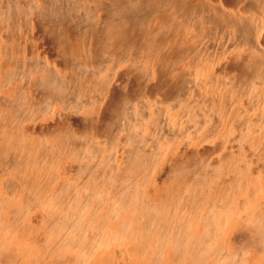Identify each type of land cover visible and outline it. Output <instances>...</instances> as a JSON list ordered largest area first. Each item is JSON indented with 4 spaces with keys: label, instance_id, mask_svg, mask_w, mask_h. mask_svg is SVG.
<instances>
[{
    "label": "rangeland",
    "instance_id": "obj_1",
    "mask_svg": "<svg viewBox=\"0 0 264 264\" xmlns=\"http://www.w3.org/2000/svg\"><path fill=\"white\" fill-rule=\"evenodd\" d=\"M65 1L66 0H60V1L59 0H47V1L46 0H0V151H1L0 161H3V163L0 164V264H27L26 262H28V264H33V263L34 264H75V262L76 264H99V263L100 264H139V263L147 264L148 262H149L148 264H156V262H158L159 264H172V263L173 264H179V263L186 264L187 262V264H189L188 254H190V252L186 251L187 255L186 253L184 255L183 254L184 252L178 253L180 248L179 247L175 248L174 242H169L166 244L164 243L163 245L160 242L158 243L155 240L157 237L155 238V236L150 234L151 230H146L143 233V230L145 229L139 226L140 221H138L137 219L139 216H136L138 214L132 213V210H135L136 206L132 205L131 203H127L126 205L125 203L123 208H119L117 207V204H116V197L117 195L119 196L121 194L124 195L126 193H132V191H134L133 184L135 183L138 186L139 196L141 197L142 195L141 198L146 200V203L149 205L157 204L158 203L157 201H159V199H162L165 195H168L171 197L173 193L177 190V188L183 185L182 184L183 175L180 176L178 175L180 173L172 172L171 168L174 169L173 166L175 163L177 167V171H178L181 167H183V165L186 164L188 160V158L186 159V155L187 154L194 155L196 153L200 160L204 162H208V163L213 162V164L214 163L217 164L220 161L222 162L223 158H227V159L229 158L228 161L235 162L234 167H237L239 170H241V173H238V172L236 173V177L241 176L240 181H241V184H244V183L246 184V190H245L246 192L249 191V187L251 189L254 188L253 187L254 185L251 183L253 181H259L258 184L260 183V186L262 187L264 191V164H263L264 163V153H263L264 152V124H263L264 123V80L263 81L261 80V78L262 79L264 78L263 76L264 69L262 67L261 70L256 71V74L254 72L253 74L254 76L246 75L248 77H245L244 73L239 74V73H234L232 71L228 72L229 70L227 69H221L224 63L228 61L230 57H233L232 53L228 52L227 50L228 48H234L236 50H239V53L241 54V55L239 54L240 57L237 58V61L239 62L242 58L245 57L246 51L244 50V48H247V47L246 46L242 47L243 48L242 49L241 44L239 43H236L235 45L233 44L231 45L230 41L227 42L225 40L221 42L220 39H214L212 37L208 38L206 42L210 48L206 46V42L204 43L205 52H207L208 57L206 55H201L202 57L200 56L198 60L190 61L193 64L189 63V66H193L196 70L194 71L195 73H197L196 75L203 79L204 81V84L202 87L204 91L203 93L208 96L213 93L214 96L220 98L222 101H223V97L228 98V102H230V105L232 104L231 108L228 106H225V108L223 107L222 112L224 114L221 112V115H222L221 123L215 126L216 130L214 131V133H211V132L207 133L204 129L206 124L208 126H212V123H209L211 121L209 119L207 123L203 119L204 123L200 122L197 124H193V120H192L190 123H187L190 125L187 127L188 129H185V130L181 128L182 127L181 124L176 125V127L173 128L174 131L172 130L170 132V133H173L172 135H176V136L174 137L171 136L173 138L166 140V144L168 145L167 146L164 144L165 142L162 144L163 141L160 139L161 135H163V131L167 130V128L169 127V124H168L169 118L172 121H177L180 123L181 120H179V118H181V116L178 115L177 118L174 119L170 117L169 112L164 111L162 115L163 119L160 122L162 129L157 132H154L153 130H151V128H149L151 125L150 124L151 119L155 116L154 111L157 110L158 106L164 105L165 100L169 98H167L166 95L164 94L165 92L164 90H160L158 91V93H155L154 88L152 89L151 87H147V88L144 87L143 82L145 78L142 79L143 82H141V84H138V85L133 84V79H137L138 76L125 75V71H126L125 67H127L129 64V63L127 64V62H129V58L122 59L121 62L118 63V65H115L114 63L115 61L111 57H109L107 62L100 63L99 66H97L99 62L93 61L92 59L86 60V61H80L83 68L89 69L93 67L92 69H97L100 67V71H96V73L98 72L96 75L97 77L94 80L89 79V81L88 80L86 81V79L81 80L82 78L81 75L76 74L77 76L75 77L77 78L76 80L77 81L80 80L79 81L80 87H78L79 93L77 94H78V97H80L81 99L80 102H78L79 104L76 106H74V104L72 105V103H69V102H68L69 104L67 102L65 103V99L63 95L67 96L68 95L67 92L51 94V92L47 91L48 94H45L46 91H42L41 88L38 86V84L35 83L36 80L38 79L37 78L38 76L45 77L46 74L42 75V73L44 72H40V71L33 72L32 70L33 61H40L43 64H46L48 66L47 68L53 69L58 74L61 73V76L63 75L64 78L67 76V73H68L67 70H69L68 67L60 63L61 62L60 56H58L54 51L50 52V50L48 49L49 46L47 45L46 40L43 39L44 37H42L44 36L43 34H47L46 32L51 33L52 31H56L57 28H60L61 26L64 27L65 25L67 26L68 24H66V22H59L55 24L54 22L52 25H50L49 17L46 18L45 16H43L42 13L39 12V10L42 11L41 9H43L47 12L53 10L52 12L59 15V17H67V18L71 17L72 19H74L78 17H83L85 13H87L86 8H88V6L93 8L92 6L93 0H67L66 2ZM207 1L217 6V8L219 9L221 8L222 10H225L228 14H231V15L244 14L245 16L244 12H246L245 11V8L247 7L246 4H248V1L250 0H207ZM253 1L261 5L255 17L256 16L258 17L257 21L262 22L263 28L259 30V36L257 37V43L260 44L261 47L264 48V8H263L264 0H253ZM99 2H101V0H97V3ZM60 3L61 4L64 3V6L63 4L61 5ZM250 3L251 2H249V4ZM62 6L64 8L63 10L61 8ZM99 10L100 9L97 7L96 10H92L91 12L88 11V14L91 15L92 17V16H95V13L97 11L98 15H101V12ZM56 11L57 12L59 11L60 13L59 12L57 13ZM80 14L81 15L83 14V15L80 16ZM249 15L253 16L252 13H250ZM96 20H97L96 23H99L98 21L99 17L96 18ZM68 38L69 37H67V39ZM70 42L71 43L68 42L69 46L71 48L74 47L73 44L75 42L74 41H70ZM225 50H227V52L223 53ZM28 58L30 59V61ZM17 62H19L20 64H18ZM101 65H103V67ZM185 65H186L185 63H182L181 68L184 67ZM40 67L41 66H39V68ZM146 67L148 68V70L151 69L152 71H155L154 65L151 66L149 64H146ZM197 67H198V70H197ZM121 72L123 75L121 74ZM227 74L228 76H226ZM257 74L259 75V77ZM220 75H222L224 78ZM6 77L7 78L9 77L8 81ZM257 77L259 79H257ZM225 78L227 79L226 81L233 79L232 85L230 86L228 84L224 85L221 80L222 79L224 80ZM156 80L157 79H154L153 82L155 83ZM210 82H211V85H210ZM232 87L234 90L232 89ZM19 89L21 91L23 90L22 92H24L25 96L21 91H19ZM19 92H21L22 95ZM247 92L248 93L250 92L248 95L249 97L246 96ZM91 93L94 95H92ZM57 94H60L59 98ZM141 94L142 95L144 94V96H142ZM110 95L113 96V99L116 98V99L124 100V101L126 99L125 101L126 102L125 105H127L126 111L125 109L121 111V107L118 108V105H116V107L118 108L115 110L116 112L113 111V113L115 112L113 116L117 114V117H119L117 124L120 122L121 117L124 113L133 115L132 112L135 113L136 112L135 110L137 111L139 110L141 113L143 112L144 114L147 115V119H144L143 122L138 127L139 130L137 129L139 132L141 130V133H143L146 137H148V140L146 142H142V145H144L146 148H150L149 151H146V157L148 161L150 160L151 161L149 162V165L146 166L147 173L145 172V176H143V178L141 174L137 175L139 173L135 171L138 169L141 170V168L139 167L140 165L133 164L130 157L128 158V149L130 147V143L125 142V140L123 139L124 135L127 133L128 128L126 127L124 128V130L120 132H117L114 129L111 130L110 128L112 123H111V120L109 119L110 116H107L109 108L108 109L105 108L107 99H109ZM162 95H165V96H162ZM12 96L14 97L13 100H12L13 98ZM127 96H129V98H127ZM121 97H123V99ZM131 97L133 99H131ZM12 101L14 102L11 103ZM33 103L35 104L37 103L35 107H33V105H35ZM44 103H48V104H44ZM146 103H149V104H146ZM250 103H252L251 104L252 106H250ZM213 105L214 106L216 105L217 107L218 101L216 100L213 103ZM40 106L42 109L40 108ZM78 106H80L79 107L80 109L78 108ZM134 106H138L139 108L137 107L135 108ZM29 107L32 108V110ZM246 107L247 108L250 107L248 109L249 112L244 111L242 113L240 109L244 110ZM44 108L46 109L44 110ZM112 109L114 110V108ZM237 109H239V111L235 112V110ZM147 110H149V112H147ZM233 111L235 114L233 113ZM173 114L174 113H171V115ZM233 114L235 117L233 116ZM192 115L193 114L190 113L189 116L191 118L198 119V116L192 117ZM141 118H143V116H141ZM201 118L202 116H200V119ZM256 118H258V120H256ZM242 122H245V123H242ZM240 123H242L243 125ZM129 124L130 126L131 124L133 126L134 123H129ZM129 124H127L128 127H130ZM182 124H186V123L183 122ZM196 128L197 129L200 128V130L202 131L199 130L197 134H195L194 131L196 130ZM255 128H257V130ZM52 129L54 130V133ZM187 130L190 132H188ZM180 131L181 132L186 131V132L183 133L182 135L181 134L179 135V133H181ZM242 131H244L243 134H242ZM45 133L47 134V136ZM158 133L160 135H158ZM221 134L223 135L225 134L224 137L223 135L221 137ZM238 134L240 137L238 136ZM7 135L9 136V138L7 137ZM11 136H12V140H11ZM64 140H66V142ZM42 141L43 143L39 144ZM20 142L22 144H20ZM111 142H113L114 144ZM157 142L159 143L157 144ZM6 143L7 145L8 144L10 145V146L8 145L9 149L7 148L8 151L10 152H7L6 151L7 149H5V147H7ZM25 143L27 144L29 143L28 146H26ZM61 143L63 146L61 145ZM53 144H54V147H53ZM85 144H92L95 147L99 146L101 150L99 149L97 150L96 153L94 154L89 153L88 155L86 154V151L84 149ZM31 145L32 147H35V148L30 147ZM76 145L77 146L79 145V147L77 148ZM107 145L109 147V150L107 149ZM51 148L57 149V154L55 156L52 155V157L50 155ZM231 149H232V152H231ZM25 150H26V153L23 152ZM16 151H18L17 152L18 155L14 153ZM12 152L14 155L11 154ZM153 154H154V157H152ZM208 154L210 156H208ZM37 156H39L40 158ZM11 157L13 158L15 157V160L17 159V162L19 160L22 161V159L24 160L26 159L27 161H29V162L27 161L23 162V165L20 167L22 169L15 168V170H13L15 172V175H17V178L14 182H17L19 180L16 186H11L10 184H8V182L11 180V176L12 177L14 176V174H12L13 172L12 168L14 169V167H16L15 162H14L15 164H13L14 166L12 165L14 159ZM111 157L112 159H110ZM33 158H35L36 160H33ZM73 158H76V159L73 160ZM87 158H90L91 160ZM231 158H234V159H231ZM31 159L34 161L33 163L31 162ZM49 161L53 164V166L51 165V163L49 164ZM24 165L26 166V168L24 167ZM223 166L225 167L226 163L223 164ZM7 167L9 168L7 169ZM105 167H107L110 171L107 170V172L101 173L104 169H107ZM136 167H139V168L136 169ZM226 168H228V166L225 167L224 170H226ZM49 170L53 172H50ZM253 172H256V173H253ZM101 175H104V176L109 175V178L113 177L118 182V186L116 187L117 182H114V185H111L108 187L104 185L102 187L101 185L104 182L103 181L100 182ZM228 178H229L228 174L227 175L222 174V178H220V180H217V181L219 182L220 185H228L229 183ZM48 180L49 182H47ZM119 180L123 182L124 185H122ZM42 182L44 183L43 187H42V184H43ZM90 183L92 184L88 188ZM143 183H144V186H143ZM247 183H248V186H247ZM68 184H69V189H72L74 187L73 190H75L77 194L76 196L78 197L79 200L81 199L80 200L81 202L86 200V197L89 196L88 191L91 190L93 192V197L94 195L99 196V197H94V198L92 197L93 201H95L96 203V200H97L98 203H96L95 206H91V209L86 206L84 208L85 210L83 209V211L76 214V216H72L70 209L68 208V206L70 205H67L64 208L59 207V209L62 208L59 211L56 207H54V204H49L47 202L49 199H56V197H58V194L59 196L61 195L62 197L66 196V192L62 191L63 189L62 185L66 186L67 188ZM7 185L9 187H6ZM77 187L79 188L78 190H76ZM18 189H19V192H18ZM29 189L30 191L33 190V192H30ZM54 189H56V191ZM136 190L137 189H135V191ZM85 191L88 192L86 194L88 196L85 195L86 193ZM120 191L121 193H119ZM47 194L48 196L46 197ZM104 194L107 195V197L109 198V201H113L111 202L113 203V209L110 212V214H107L108 218L106 219V224H107L108 229H107V232L105 230V232L102 235H100L101 237L98 238L99 242L98 241L96 242L97 245L96 246L92 245L88 249L89 251L86 250L88 251V253H86L85 249L88 248L87 246L90 243L92 244V233L95 229L94 227L96 226L95 225L96 222H98L97 219L96 221L95 219H92L93 216L100 215L101 216L100 221L103 220V224L105 221L103 218V214H105L104 209L106 208L105 201H108V200L106 199V195L104 196ZM127 196L130 197L131 195H127ZM25 197H28V199H25ZM31 201H33V203ZM236 202L241 203L242 201L239 198L236 200ZM25 204L26 206H24ZM103 204L105 207L102 206ZM80 206H84V203H82ZM246 207L249 208V206H246ZM262 207L264 208V193H263V201H262L261 207L256 206L257 209L253 210L252 216L249 218L254 217L258 219V216H259L258 212L259 210H261ZM21 208H23L24 210H22ZM65 213L68 215H66ZM131 213L133 215H131ZM248 213H249L248 210L239 209L237 211V214L232 212V215H230L231 213H229V215H227L225 219L223 215L215 218L216 222L219 223L218 226L221 228L220 226V223H221L223 229L221 228L219 233L214 236H212L213 233H210V234L208 233L209 234L208 237H211V241L208 240L207 244H205L206 245L205 250L209 254H207L204 259L197 262L196 264H208V263L209 264H261L259 262L264 261L262 259L263 256L261 255L263 252V249L258 243L254 241L256 240L255 232H254L255 222L253 221L252 223H250V221L247 220L246 216L248 215ZM176 214H177L176 216L177 224L179 225L186 224V226L188 227L187 231L189 234H191L188 240H192L194 237L193 235H195V238L200 235V228L202 224L199 221V219H197V215L190 216L189 219H184L186 216L185 215L186 207L177 208ZM56 215L58 217H56ZM15 217H16V220L18 219L17 221H15L14 219ZM48 219L52 220L54 227L52 228L48 227V223H51L50 221H48ZM70 220L74 222V225L76 228V230H74L76 231L75 234H73L74 231L70 233L72 231L70 230V225L72 223ZM122 222H124L125 224ZM89 223L91 227L89 226ZM225 224H227L228 226H226ZM56 225L57 227H59L58 229H60L61 231L56 229ZM58 225H60L61 227ZM63 225L66 227H64ZM121 225H123L126 230L121 229ZM156 225L157 223H154V226ZM83 226H86L87 229L90 227V229L88 230L86 229L87 231L85 235H80L79 230ZM135 228L137 229L140 228L141 230L140 229L137 230ZM82 230H80V232ZM121 231L122 233H120ZM253 237L254 239L252 240ZM69 239L75 242L73 245L71 244L72 246L69 244H66V243H69ZM104 239H106L107 241ZM118 240L122 242L120 243ZM61 242H63V244ZM102 243H104L105 246ZM114 244L115 246H113ZM76 245H78L79 247ZM52 246L54 249H52ZM214 246L216 248L222 246L221 252L218 253L217 251H215L216 248L214 249ZM103 247H106V248H103ZM73 248H75V250H73ZM118 248H119V252H118ZM171 250L173 252H171ZM235 250H237V252H235ZM113 251L115 252L114 254H113ZM224 251L230 254L232 253V254L230 255V257L226 256L222 258L223 257L222 253ZM240 252L242 255L240 254ZM126 253H127V256H126ZM179 254L180 256H178ZM80 255L81 256L84 255V257L83 256L81 257ZM130 256L132 258H130ZM241 256L242 257L244 256V258H242ZM162 260L164 261V263ZM175 260H176V263H175ZM229 260L231 263L229 262Z\"/></svg>",
    "mask_w": 264,
    "mask_h": 264
},
{
    "label": "bare ground",
    "instance_id": "obj_2",
    "mask_svg": "<svg viewBox=\"0 0 264 264\" xmlns=\"http://www.w3.org/2000/svg\"><path fill=\"white\" fill-rule=\"evenodd\" d=\"M249 2H251V3L249 4ZM68 3H70V2H68ZM62 4L64 6V3H62ZM92 4H93L92 5L93 8L88 6V8H86L87 9V13H85V15L83 17H78V18H74V19H72L71 17L70 18L59 17V15L55 14L54 12H52L53 10H51L49 12H47V11H45L43 9H41L42 11L39 10V12H41L43 16H45L46 18L49 17L50 25H52L54 22H55V24H57L59 22H66V24H68L67 26L66 25L64 26V24H63L64 27L61 26L60 28H57L56 31H52L51 33L46 32L47 34H43L44 36H42V37H44L43 39L46 40L47 45L49 46L48 49L50 50V52L54 51L58 56H60L61 57V62L60 63L63 64L64 66L68 67L69 70H67V72H68L67 76L68 77L66 76L64 78L63 75L61 76V73L58 74L53 69L47 68L48 66L46 64H43L40 61H33L32 60L33 61V64H32L33 72L40 71V72H44V73H42V75L46 74L45 77L38 76L37 77L38 79L36 80L35 83L38 84V86L41 88L42 91H46L45 94H48L47 91L51 92V94L67 92L68 93V95L66 94L67 96L63 95V97L65 99V103L69 102V103H72V105L74 104V106H76V105L79 104L78 102H80V100H81L80 97H78V94H77V93H79L78 92V87H80V84H79L80 80H78V81L76 80L77 79V78H75V77H77L76 74H78V75L80 74L81 75V77H82L81 80L86 79V81L87 80L89 81V79L90 80H94L97 77L96 75H97L98 72L96 73V71H100V67L97 68V69H92L93 67L89 68V69L88 68H83L81 63H80V61H86V60L92 59L93 61L99 62L97 64V66H99L100 63L107 62L109 57H111L115 61L114 62L115 65H118V63L121 62L122 59L129 58V62H127V64L128 63L129 64H128V66L126 65L127 67H125L126 68L125 75H127V76H130V75L138 76L137 79H133V84H136V85L141 84V82H143L142 79L145 78L144 82H143L144 87H146V88L147 87H151L152 89L154 88L155 93H158V91H160V90H164L165 91L164 94L166 95L167 98H169V99L165 100V104L164 105L158 106L157 110L155 108L156 111L153 110L154 113H155V116L151 119V123H150L151 125H150L149 128H151V130H153L154 132H157V131L162 129L160 122L163 119L162 115H163L164 111L169 112L170 113V117L174 118V119H176L178 115L181 116V118H179V120H181L180 123L177 122V121H172L169 118V123H168L169 127L167 128V130L163 131V135H161V138H160L163 141L162 144L165 142L164 144L167 145L166 144V140L171 139L174 136H176V135H172L173 133H170L173 130V128L176 127V125L181 124L182 125L181 128H183V130H185V129H188L187 127L190 125V124H187V123H190L192 120H193V124H197V123H200V122L204 123V121L207 123L208 119L211 120L209 123H212V126L213 125L214 126L212 127V126H208L206 124L204 129H205V131L207 133H210V132L214 133V131L216 130L215 126L217 124L221 123V116H222L221 112H222L223 107L225 108V106H228V107L231 108L232 104L230 105V102H228V98H224L223 97V101H222L220 98L214 96L213 93L211 95H209V96L205 95L203 93L204 91H203V88H202L203 84H204L203 79L196 75L197 73L194 72L196 70H195V68L193 66H189V63H192L190 61L198 60L201 55H206L208 57L207 52H205V48H204L205 47L204 43L208 40V38L212 37L214 39H220L221 42H223L225 40L227 42L230 41L231 45L232 44L235 45L236 43H239V44H241V48L245 47V46L247 47V48H244V50L246 51L245 52L246 53L245 57L242 58L239 62L237 61V58L240 57V55H241L239 53V50H236L234 48H228L227 49L228 52L232 53L233 57H230L229 60L224 63V65H223V67L221 69H227V70H229L228 72L232 71L234 73H239V74L244 73L245 77H248L246 75H253L254 72L256 74V71L261 70L262 67L264 69V48L261 47V45L257 43V37L259 36V30L262 29L263 26H262V22L257 21L258 17L257 16L255 17V15H257V12H258L259 8L261 7V5H259V3H257V2H254L253 0L248 1V4H246L247 5V7L245 8L246 12H244L245 16H244V14H240V15L228 14L225 10H222L221 8L220 9L217 8V6H215L212 3H209L207 0H101V2H99V3H97V0H93ZM49 6H50V4H49ZM63 6L61 7L62 10L64 9ZM97 7L100 9L99 11L101 12V15H98V13L96 11L95 16L91 17V15L88 14V11L91 12L92 10H96ZM89 8H91V9H89ZM250 13H252L254 17L250 16L249 15ZM82 15L80 14V16H82ZM98 17H99V20H98L99 23H96L97 22L96 18H98ZM65 18H67V19H65ZM55 27H56V25H55ZM67 37H69V38L67 39ZM87 40H88V42H87ZM70 41H74L75 42L73 44L74 47H72V48L68 44V42L71 43ZM206 46L208 48H210L209 45L207 44V42H206ZM224 47H226V46H224ZM227 50H225L223 53H226ZM216 56H214V57H216ZM203 58H204V56H203ZM29 61H30V59H29ZM187 61H189V62H187ZM17 63L20 64L19 62H17ZM182 63H185L186 65L181 68ZM92 64H94V63H92ZM146 64H149L151 66L154 65L155 71H152L151 69L148 70V68L146 67ZM202 65H203V63H202ZM39 66H41V67L39 68ZM101 66L103 67V65H101ZM101 70H102V68H101ZM197 70H198V67H197ZM14 71H15V69H14ZM207 73H209V72H207ZM121 74H122V72H121ZM12 76H13V74H12ZM220 76H222V75H220ZM226 76H228V74ZM258 77H259V75H258ZM258 77H257V79H259ZM8 78H7V81H8ZM226 78L224 79L225 81L223 79L221 80L222 83L224 85H227V84L229 86L232 85V80L233 79H231L229 81H226L227 80ZM115 79H117V78H115ZM154 79H157L155 83L153 82ZM219 79H221V78H219ZM243 80H245V79H243ZM261 80L263 81L264 78L263 79L261 78ZM114 81H116V80H114ZM217 81H218V79H217ZM130 84H132V83H130ZM217 84H218V82H217ZM252 84H254V83H252ZM210 85H211V82H210ZM90 89H91V87H90ZM141 89H142V87H141ZM232 89H233V87H232ZM19 91H21V90L19 89ZM21 92H19V93H21ZM95 92H97V91H95ZM17 93H18V91H17ZM22 93L24 94V92H22ZM22 93H21V95H22ZM143 93H144V91H143ZM249 93L247 92L246 96H248ZM57 95H58V98H59L60 94H57ZM57 95H56V97H57ZM92 95H94V94H92ZM165 95H162V96H165ZM24 96H25V94H24ZM129 96H127V98H129ZM142 96H144V94ZM123 97H124V95H123ZM123 97H121V98L123 99ZM20 98H22V97H20ZM92 98H94V97H92ZM13 99H14V97L12 98V100ZM112 99H113V96L110 95L109 99H107V102H106V105H105L106 106L105 108H107V109L109 108L107 116H110L109 119L111 120V123H112L110 128H111V130L114 129L117 132H120V131L124 130V128H126V127L128 128L127 129V133L124 135V138H123L125 140V142L130 143V147L128 149V158L130 157V159L133 162V164L140 165L139 167L141 168V170L138 169L139 167H136V169H138V170H135V171L139 173L137 175L141 174V176L143 178V176H145V172L147 171V167L146 166H148L149 162L151 161V160L148 161V159L146 157V151H149L150 148H146L144 145H142V142H146L148 140V137H146L143 133H141V130L139 132L138 131L139 130L138 127L143 122L144 119H147V115L144 114L143 112L141 113L139 110L138 111L135 110L136 111L135 113L132 112L133 115L124 113L122 115V117H121L120 122L117 124V122L119 120V117H117V114L114 115V116H113V114L116 112L115 110L118 109L119 107H121V111H123L124 109L126 111V109H127V105H125L126 99H125V101L124 100H119V99H116V98H114L113 100ZM131 99H133V98L131 97ZM2 100H4V99H2ZM160 100H162V99H160ZM216 100L218 101V106L217 107H216V105L215 106L213 105V103ZM10 101H11V99H10ZM90 101H92V100H90ZM13 102L14 101H12L11 103H13ZM246 102H247V100H246ZM87 103H85V104H87ZM33 104H35V103H33ZM36 104L33 105V107H35ZM44 104H48V103H44ZM146 104H149V103H146ZM251 104L252 103H250V106H252ZM6 105H8V104H6ZM15 105H16V103H15ZM116 105H118V108L116 107ZM79 107L80 106H78V108ZM88 107H90V106H88ZM134 107L135 108L136 107L139 108L138 106H134ZM40 108H41V106H40ZM112 108H114V110ZM249 108L250 107H248V108L246 107L244 110L240 109V111H242V113H243L244 111H248ZM30 109L32 110V108H30ZM45 109L46 108H44V110ZM113 111H115V112L113 113ZM238 111H239V109L235 110V112H238ZM147 112H149V110H147ZM138 113H139V115H138ZM171 113H174V114L171 115ZM190 113L193 114L192 117H197L198 116V119L191 118L189 116ZM233 113H234V111H233ZM234 114H233V116H234ZM238 115H239V113H238ZM37 116H39V115H37ZM141 116H143V118H141ZM200 116H202L201 119H200ZM6 118H8V117H6ZM203 119H204V121H203ZM222 119H224V118H222ZM235 120H236V118H235ZM256 120H258V118H256ZM183 122H185L186 124H182ZM129 123H134V124H133V126H132V124L130 126ZM242 123H245V122H242ZM242 123H240V124H242ZM127 124H129L130 127H128ZM259 125H260V123H259ZM237 126H239V125H237ZM165 128H166V126H165ZM255 129L257 130V128H255ZM111 130H110V132H111ZM199 130H200V128L199 129L196 128V130L194 131L195 134H197V132ZM200 131H202V130H200ZM185 132L186 131L181 132V133H179V135L180 134L182 135ZM188 132H190V131H188ZM53 133H54V130H53ZM106 133H107V131H106ZM229 133H230V131H229ZM243 133H244V131H242V134ZM28 134H26V135H28ZM242 134H240V135H242ZM158 135H160V134L158 133ZM222 135L223 134H221V137H222ZM224 135H223V137H224ZM46 136H47V134H46ZM171 136H173V137H171ZM177 136H178V134H177ZM238 136H239V134H238ZM7 137L9 138L8 135H7ZM239 137H237V138H239ZM243 137H244V135H243ZM225 138H226V136H225ZM42 139H44V138H42ZM175 139H176V137H175ZM11 140H12V136H11ZM64 141L66 142V140H64ZM15 142H16V140H15ZM21 142H20V144H22ZM7 143H6V145H7ZM42 143H43V141L41 143H39V144H42ZM111 143H113V142H111ZM158 143L159 142H157V144ZM9 144H10V142H9ZM25 144H26V146H28L29 143L28 144L25 143ZM8 145H7V147H5V149H7V148L9 149ZM61 145H62V143H61ZM26 146H25V148H26ZM150 146H151V144H150ZM17 147H19V146H17ZM30 147H32V145ZM53 147H54V144H53ZM71 147H73V146H71ZM76 147L78 148L79 145L78 146L76 145ZM32 148H35V147H32ZM160 148H161V146H160ZM8 149L6 151L10 152V151H8ZM60 149H61V147H60ZM62 149H63V147H62ZM84 149L86 151V154H88V155H89V153H92V154L96 153L97 150H99V149L101 150V148L99 146L95 147L92 144H85L84 145ZM107 149L109 150L108 145H107ZM19 150H20V148H19ZM41 150H43V149H41ZM17 152L18 151L14 152V153L17 154ZM23 152L26 153V150L23 151ZM38 152H39V150H38ZM142 152H144V153H142ZM208 152H210V151H208ZM231 152H232V149H231ZM113 153H114V151H113ZM11 154H13V152ZM56 154H57V149L56 148H51V150H50L51 157H52V155L55 156ZM242 155H240V156H242ZM32 156H34V155H32ZM39 156H37V157H39ZM208 156H210V155L208 154ZM251 156H252V154H251ZM152 157H154V154H153ZM11 158H13V157H11ZM76 158H73V160L76 159ZM187 158H188V160H187L186 164L183 165V167H181L178 171H177V167H176L175 163H174V166H173L174 169L171 168L172 172L180 173V174H178L180 176L183 175V182H182L183 185L181 187L177 188V190L173 193V195L171 197L168 196V195H165L162 199H159V201H157L158 202L157 204L154 203L155 205H149V204L146 203V200L141 198L142 195H141V197L139 196L138 186L135 183V184H133L134 185V189H133L134 191H132V193L124 192L126 194H124V195L121 194L119 196L117 195V197H116L117 207L123 208L125 203H126V205H127V203H131L132 205H135L136 209L132 210V213L133 214H138L136 216H139L137 218L138 221H140L139 226H141V228L145 229V230L142 229L143 233L146 230H151L150 234L155 236V238L157 237L155 240L158 243L160 242L163 245L164 243L166 244V243H169V242H174L175 248H178V247L180 248L178 253L179 252H184L183 254L185 255L186 251L190 252V254H188L189 255L188 256V263L189 264H196L197 262H199L202 259H204L207 254H209L205 250V247H206L205 244H207L208 240L211 241V237H208V236H209L210 233H213L212 236L217 235L219 233V231L221 230V228H222V224L220 223V226H221V228H220L218 226L219 223L216 222L215 218H217L218 216L223 215L224 219H225L227 217V215H229V213H231L230 215H232V212L237 214V211L239 209L248 210L249 213L246 216V218H247V220L250 221V223H252L253 221L255 222V224H254L255 225L254 232H255V239L256 240H254V241L256 243H258L261 246V248L263 249V252H262L261 255L263 256L262 259L264 260V208L262 207L261 210H259L258 219L254 218V217L253 218H249V217L252 216L253 210L257 209L256 206L257 207H261V205H262L264 191H263L262 187L260 186V183L258 184L259 181L251 182L254 185L253 186L254 188L251 189L249 187V191L246 192L245 191L246 190V184L245 183L241 184V181H240L241 176L240 177H238V176L236 177V173L237 172L241 173V170H239L237 167H234L235 162H231V161L229 162L228 161L229 158L228 159L227 158H223L222 162L220 161L217 164L216 163L213 164V162L212 163H208V162H204V161L200 160L199 157L197 156V153L194 154V155L187 154L186 155V159ZM13 159H14V161H13V163L11 161V163H12V165L16 163V167H14V169L12 168V171L15 170V168L16 169L20 168L23 165V162L27 161L26 159L25 160L22 159V161L19 160L17 162V159L15 160V157ZM87 159H90V158H87ZM110 159H112V157ZM231 159H234V158H231ZM9 160H11V159H9ZM33 160H36V159L33 158ZM33 160L31 159L32 163L34 162ZM140 160H141V162H140ZM40 161H42V160H40ZM27 162H29V161H27ZM127 162H129V161H127ZM1 163H3V161H0V164ZM8 163H9V161H8ZM50 163L51 162L49 161V164ZM225 163H226L225 167L228 166V168H226V170H224L225 167L223 166V164H225ZM28 164H30V163H28ZM51 165L53 166L52 163H51ZM245 165H246V163H245ZM103 166H105V165H103ZM24 167L26 168L25 165H24ZM107 167H105V168H107ZM245 167H247V166H245ZM8 168L9 167H7V169ZM20 169H22V168H20ZM107 170L110 171L107 168V169H104L101 173H105V172H107ZM247 170H248V168H247ZM45 172H46V170H45ZM50 172H53V171H50ZM243 172H244V170H243ZM253 173H256V172H253ZM12 174H14V176L13 177L11 176V180L8 182V184H10L11 186H16L18 184L19 180L17 182H14L16 180V178H17V175H15L14 171L12 172ZM222 174L223 175H227V174L229 175V178H228L229 183H228V185H220L219 182L217 181V180H220V178H222ZM134 176H136V175H134ZM148 178H149V176H148ZM258 178H259V176H258ZM102 181L104 182L103 184L101 183L102 187L104 185L108 187V186L114 185V182H117L113 177L109 178V175H106V176L101 175L100 182H102ZM223 181H225V180H223ZM43 182H44V180H43ZM47 182H49V180ZM22 183H23V181H22ZM22 183H21V185H22ZM120 183L122 185H124L123 182L120 181ZM251 183H249V184H251ZM2 184H3V182H2ZM66 184H67V182H66ZM91 184L92 183L89 184L88 188L91 186ZM43 185H44V183L42 184V187H43ZM33 186H34V184H33ZM62 186H63V189L62 188L61 189H62V191L66 192V196L62 197L61 195L59 196V194H58V197H56V199H49L47 201L49 204H54V207H56L59 211L62 208H64L65 206L70 205V206H68V208L70 209V212H71L72 216H76V214H78L79 212H82L83 209L86 206L91 209V206H95V204L98 203L97 200H96V203H95V201H93V199H92L93 192L91 190L88 191L89 192V196L86 195L88 192L85 191L86 192L85 195L88 196V197H86L87 201L85 200V201L81 202L80 201L81 199L80 200L78 199V197L76 196L77 194H76L75 190H73L74 187L72 189H69V184H68L67 188L64 185H62ZM117 186H118V182L116 184V187ZM143 186H144V183H143ZM247 186H248V183H247ZM6 187H9V186L7 185ZM81 187H82V185H81ZM38 188H39V186H38ZM27 189H28V187H27ZM78 189L79 188L77 187L76 190H78ZM83 189H85V188H83ZM120 189H121V187H120ZM135 189H137V190L135 191ZM54 190L56 191V189H54ZM29 191H30V189H29ZM93 191H94V189H93ZM117 191H119V190H117ZM15 192H16V190H15ZM18 192H19V189H18ZM30 192H33V190L30 191ZM119 193H121V191ZM48 194H49V192H48ZM48 194L46 195V197L48 196ZM32 195H34V194H32ZM105 195L106 194H104V196ZM127 195H131V196L128 197ZM94 197H99V196L98 195H94ZM144 197H145V195H144ZM239 198L242 201L241 203H237L236 202V200L239 199ZM25 199H28V197H25ZM100 199H102V198H100ZM106 199L108 201H105L106 208L104 209L105 214H103V218L105 220L104 224H103V220L100 221L101 220V216L100 215L93 216L92 219H95V221L97 219L98 222H96V224H95L96 226L94 227L95 228L94 231L92 229V231H93V233H92V244L88 243L89 244L87 246L88 248H86L85 251L88 250L92 245L96 246L97 245L96 242L99 240L98 238L101 237L100 235H102L105 232V230L107 232L108 228H107V224H106V219L108 218L107 214H110V212L113 209V203H111L113 201H109V198L107 197V195H106ZM31 202L33 203V201H31ZM36 203H38V202H36ZM82 203H84V206H80ZM24 206H26V204ZM102 206H104V204ZM246 206H249V208H247ZM50 207H51V205H50ZM59 207H62V208L59 209ZM185 207H186V214H185L186 216H185L184 219H189L190 216L197 215V219H199V221L202 224V225L200 224L201 228L199 227L200 228V235L198 237H196V238H195V235H193L194 237H193L192 240H188V238L191 236V234L188 233V231H187L188 227L186 226V224L185 225H183V224L179 225V224H177V220H176V216H177L176 209L177 208H185ZM23 208H25V207H23ZM23 208H21V209L24 210ZM50 209H52V208H50ZM88 211H90V210H88ZM132 213H131V215H133ZM66 215H68V214H66ZM69 215H70V213H69ZM56 217H58V216L56 215ZM20 218H21V216H20ZM14 219H15V221L18 220V219L16 220V217ZM14 219H12V220H14ZM133 219H134V217H133ZM48 221L51 222V223H48V227H51V228L54 227L52 220L48 219ZM89 222H90V220H89ZM116 223H118V222H116ZM122 223H124V222H122ZM154 223H157V225L154 226ZM55 224H57V223H55ZM225 225L228 226L227 224H225ZM58 226H60V225H58ZM86 226H83L80 229V230L83 229L81 232L79 230V234L80 235H85L86 231L88 229H90V227H91L90 223H89L90 227L88 229L86 228ZM64 227H66V226H64ZM58 228L59 227H57V225H56V229H58ZM121 229H125V227L123 225H121ZM135 229H137V228H135ZM135 229H133V230H135ZM139 229H137V230H139ZM58 230H60V229H58ZM70 230H72L70 233H72L74 230H76L74 222L71 223ZM128 230H130V229H128ZM75 232L76 231H74L73 234H75ZM114 232H116V231H114ZM120 233H122V231ZM4 234H5V232H4ZM60 235H61V233H60ZM251 236H253V235H251ZM143 237H144V235H143ZM61 239H63V238H61ZM70 239H69V243H66V242H64V243L69 244V245H71V244L73 245L75 242L71 241ZM109 239H110V237H109ZM212 239H213V237H212ZM218 239H219V237H218ZM253 239H254V237L252 238V240ZM83 240H84V238H83ZM104 240H106V239H104ZM214 240H215V238H214ZM58 241H60V240H58ZM55 242H54V244H55ZM61 243L63 244V242H61ZM115 243H117V242H115ZM102 244H104V243H102ZM107 244H108V242H107ZM76 246H78V245H76ZM99 246H100V244H99ZM104 246H105V244H104ZM113 246H115V244ZM119 246H117V247H119ZM55 247H56V245H55ZM221 247L222 246L216 248L214 246V249L216 248L215 251L220 253L221 252ZM46 248H47V246H46ZM75 248H73V250H75ZM103 248H106V247H103ZM52 249H54L53 246H52ZM95 249H96V247H95ZM238 249H240V248H238ZM88 251H86V253H88ZM93 251H94V249H93ZM54 252H55V250H54ZM118 252H119V248H118ZM120 252H122V251H120ZM171 252H173V251L171 250ZM235 252H237V250H235ZM78 253H80V252H78ZM114 253L115 252L113 251V254ZM159 253H161V252H159ZM222 254H223L222 258H224L226 256L230 257V255L232 253L230 254V253L224 251ZM240 254H241V252H240ZM90 255H91V253H90ZM186 255H187V253H186ZM257 255H258V253H257ZM82 256L84 257V255H82ZM126 256H127V253H126ZM160 256H161V254H160ZM178 256H180V254ZM209 256H208V258H209ZM126 258H128V257H126ZM130 258H132V257L130 256ZM139 258H140V256H139ZM155 258H156V256H155ZM222 258H221V260H222ZM242 258H244V256ZM125 261H127V260H125ZM240 261H242V260H240ZM229 262H230V260H229ZM26 263L28 264V262H26ZM112 263H113V261H112ZM163 263H164V261H163ZM175 263H176V260H175ZM259 263L264 264V261L263 262L260 261ZM75 264H76V262H75ZM156 264H159V263L156 262ZM186 264H187V262H186Z\"/></svg>",
    "mask_w": 264,
    "mask_h": 264
}]
</instances>
